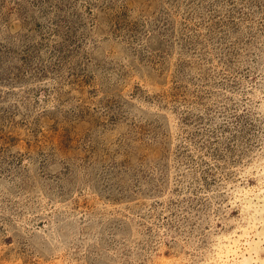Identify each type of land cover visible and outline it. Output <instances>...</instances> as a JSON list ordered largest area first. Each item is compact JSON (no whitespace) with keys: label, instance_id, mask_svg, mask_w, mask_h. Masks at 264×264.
<instances>
[{"label":"rangeland","instance_id":"obj_1","mask_svg":"<svg viewBox=\"0 0 264 264\" xmlns=\"http://www.w3.org/2000/svg\"><path fill=\"white\" fill-rule=\"evenodd\" d=\"M263 183L264 0H0V264H264Z\"/></svg>","mask_w":264,"mask_h":264},{"label":"bare ground","instance_id":"obj_2","mask_svg":"<svg viewBox=\"0 0 264 264\" xmlns=\"http://www.w3.org/2000/svg\"><path fill=\"white\" fill-rule=\"evenodd\" d=\"M264 184V183H263ZM264 189V188H263ZM248 192V191H247ZM245 198V197H244ZM250 200V199H249ZM258 203V202H257ZM262 203V202H261ZM260 203V204H261ZM263 204V203H262ZM247 206V205H246ZM253 206H255V205H253ZM250 207H251V205H250ZM260 207H262V206H260ZM264 207V206H263ZM263 210V209H262ZM257 212V211H256ZM263 211H261V213H262ZM256 215V214H255ZM258 216V215H257ZM257 218V217H256ZM258 222H261L260 220L258 221ZM242 237V236H241ZM248 243V242H247ZM252 245V244H251ZM226 247V246H225ZM251 247H253V246H251ZM255 248V247H254ZM249 250V249H248ZM251 250V249H250ZM237 251V250H236ZM236 251H234L233 252V255L234 256H236V257H238L239 256V254L236 252ZM239 251V250H238ZM256 251V250H255ZM249 252V251H248ZM256 253V252H255ZM232 255V254H231ZM245 258V257H244ZM248 259V258H247ZM252 259V258H251ZM246 260V259H245ZM253 261H255V260H253ZM248 262V261H247Z\"/></svg>","mask_w":264,"mask_h":264}]
</instances>
